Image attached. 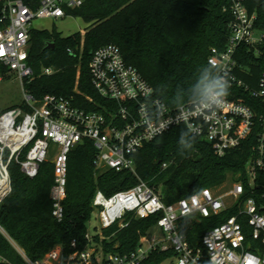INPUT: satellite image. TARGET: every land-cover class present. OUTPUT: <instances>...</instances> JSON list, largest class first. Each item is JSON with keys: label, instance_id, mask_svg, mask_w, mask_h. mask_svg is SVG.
Masks as SVG:
<instances>
[{"label": "built area", "instance_id": "2783aa9c", "mask_svg": "<svg viewBox=\"0 0 264 264\" xmlns=\"http://www.w3.org/2000/svg\"><path fill=\"white\" fill-rule=\"evenodd\" d=\"M1 1V0H0ZM85 0H41L32 9L22 0H5L0 19V61L17 73L24 90L23 106L10 108L0 114V204L12 191L10 165L16 161L22 171L35 178L43 163L51 157L54 163V183L50 190L52 215L65 218L64 201L67 197L69 155L84 139H90L97 149L98 168L116 171L135 170L134 153L147 142L170 129L193 124L200 129L217 156H225L240 147L254 132L257 142L254 156L246 164V181L238 180L226 195L212 188L195 193L198 209L192 211L191 196L175 204H166L146 182L106 196L97 190L93 205L98 213L100 228L115 223L128 225V214L147 218L161 214L158 227L163 239L142 240V244L129 253L100 255L99 264H142L153 251H173L174 264H264V212L258 191L264 197V69L256 84L243 74H253L250 67L240 64V48L246 45L256 59L252 62L264 66V27L257 25L258 13L250 8L252 0H231L232 14L226 47L211 48L209 60L228 72L231 90L236 88L256 100L254 105L231 91L222 110L211 118H192L179 125L177 105L170 106L154 96V89L141 71L126 62L120 48L104 45L93 53L90 70L96 91L112 103L97 111H87L69 98L46 95L36 99L24 88V79L33 76L28 64L31 46L30 29L36 19L63 18L68 9L81 7ZM247 54V53H246ZM249 55V54H248ZM53 69H45L51 74ZM92 101V99H90ZM158 110V111H157ZM152 117V124L145 120ZM164 127L162 134L153 135L150 128ZM243 198V196H245ZM231 197V202L227 201ZM240 204L237 214L210 228L203 236L202 248H195L182 234L180 221L186 217L209 218ZM0 232L22 256L25 264H94L96 250L86 248L67 255L62 246L52 248L43 258L32 259L7 233L0 222ZM86 237L92 239V233ZM76 247V242L72 243ZM2 264H13L0 256Z\"/></svg>", "mask_w": 264, "mask_h": 264}, {"label": "trees", "instance_id": "16d2710c", "mask_svg": "<svg viewBox=\"0 0 264 264\" xmlns=\"http://www.w3.org/2000/svg\"><path fill=\"white\" fill-rule=\"evenodd\" d=\"M22 1L32 9L41 3V0ZM230 1L85 0L81 7L67 11L86 22L85 34L78 31L64 36L56 29H30L28 64L34 74L24 79V88L38 100L49 94L63 96L87 111L112 105L96 91L90 62L95 50L114 44L120 48L126 62L136 66L152 85L154 96L175 106L181 96L187 98L196 82L198 69L208 63L211 48L226 47L232 20L228 9ZM4 5L5 0H1L0 19ZM250 8L258 13L257 25L264 27V0H252ZM2 26L0 21V28ZM241 53L240 64L250 67L253 74L252 77L245 73L243 76L256 84L264 66L252 62L256 57L248 46L242 45ZM48 68L54 72L44 73ZM0 69L3 73L10 70L1 61ZM231 91L237 92L250 105L256 103L248 92L236 88H230V94ZM15 107L18 105L10 108ZM182 127L184 125L170 129L134 153L135 170L98 168L97 149L90 139H84L69 155L65 218L62 221L52 215L50 190L54 183V163L46 161L39 174L30 178L18 162H12V191L0 204L1 224L32 259L43 258L56 246H62L67 255L96 247L94 264H99L97 251L100 247L104 254H124L135 250L149 229L158 225L161 214L147 218L128 214L127 226L120 227L117 222L104 228V238L95 228L92 239H88L86 235L90 232L89 222L95 211L93 199L97 190L112 196L144 181L164 203L175 204L205 188L215 189L223 185L229 173L237 181H246V164L254 156L257 132L240 147L221 157L201 136H197L190 150H182L178 144ZM263 177L264 173H260L259 179ZM258 194L259 203L263 205L262 192L258 191ZM239 205L209 218H183L180 221L181 232L195 248H202L204 234L237 214ZM261 208L264 212V207ZM73 242H76V247L72 246ZM0 256L13 264H25L1 232ZM174 256L173 251H153L142 264H163L166 260L174 264Z\"/></svg>", "mask_w": 264, "mask_h": 264}, {"label": "clouds", "instance_id": "9594fccd", "mask_svg": "<svg viewBox=\"0 0 264 264\" xmlns=\"http://www.w3.org/2000/svg\"><path fill=\"white\" fill-rule=\"evenodd\" d=\"M231 84L228 79V72L225 68H221L214 61L209 60L207 64L202 65L197 72L196 82L191 87L187 98L180 97L177 104V113L180 117L179 122L176 119L172 121L174 124L184 123L192 118L203 117L211 118L217 111L222 110L227 103V96L230 94ZM158 111V110H157ZM207 120V119H206ZM147 124H152V117L145 120ZM164 127H156L152 131L153 135L162 134L166 130ZM200 129L193 124L185 123L180 129L178 144L182 150H190L196 142ZM193 203L192 211L198 209L197 198L195 194L191 197Z\"/></svg>", "mask_w": 264, "mask_h": 264}, {"label": "rangeland", "instance_id": "374dc122", "mask_svg": "<svg viewBox=\"0 0 264 264\" xmlns=\"http://www.w3.org/2000/svg\"><path fill=\"white\" fill-rule=\"evenodd\" d=\"M32 26L39 30L52 31L53 29H56L58 32L62 33V35L68 36L78 31H81L82 34H85V28L87 24L81 17L69 15L63 18L36 19L32 23ZM23 102V85L17 73L12 70H8L7 72L3 73L0 69V113L10 108L11 106H20ZM48 161L53 163V158L51 157ZM236 181L237 180L235 179V176L232 173H229L228 180L223 185L213 190L217 194L226 195L232 190ZM226 198L227 201L231 202L230 196H227ZM95 228H97V232L102 235L103 229L100 228L97 211H94L89 222V230L91 233L96 232ZM157 229V225L151 227L145 238L152 239L155 238V236H160ZM101 238H104V236L102 235ZM94 249L96 250V247ZM102 252L104 253V251L100 247L97 251V256L99 258ZM169 263L170 260H166L163 264Z\"/></svg>", "mask_w": 264, "mask_h": 264}, {"label": "crops", "instance_id": "0c3cea01", "mask_svg": "<svg viewBox=\"0 0 264 264\" xmlns=\"http://www.w3.org/2000/svg\"><path fill=\"white\" fill-rule=\"evenodd\" d=\"M157 228H158L157 230H158V233H159L160 236H155V238L161 240V239H163V233H162V231L160 230V228L158 227V225H157ZM158 233H157V234H158Z\"/></svg>", "mask_w": 264, "mask_h": 264}]
</instances>
